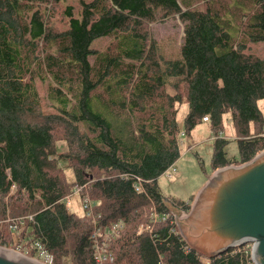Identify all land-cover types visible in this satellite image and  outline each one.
Wrapping results in <instances>:
<instances>
[{
	"label": "trees",
	"instance_id": "trees-1",
	"mask_svg": "<svg viewBox=\"0 0 264 264\" xmlns=\"http://www.w3.org/2000/svg\"><path fill=\"white\" fill-rule=\"evenodd\" d=\"M174 19L180 59L165 62L150 25ZM259 43L264 0H0V247L34 257L25 246L39 241L52 264H95L89 223L63 202L87 184L103 224H123L109 245L116 264H201L169 223L136 235L149 200L134 183L144 182L158 211L170 202L188 212L192 200H169L157 185L180 158L181 131L190 138L209 126L211 172L264 150V58L251 51ZM226 115L238 148L231 157L220 137ZM18 218L13 234L8 220ZM248 261L245 252L211 258Z\"/></svg>",
	"mask_w": 264,
	"mask_h": 264
},
{
	"label": "water",
	"instance_id": "water-1",
	"mask_svg": "<svg viewBox=\"0 0 264 264\" xmlns=\"http://www.w3.org/2000/svg\"><path fill=\"white\" fill-rule=\"evenodd\" d=\"M165 206L195 252L214 258L252 244L253 264H264V150L249 162L216 169L192 199L187 215L170 202ZM0 264L39 263L0 247Z\"/></svg>",
	"mask_w": 264,
	"mask_h": 264
},
{
	"label": "rangeland",
	"instance_id": "rangeland-1",
	"mask_svg": "<svg viewBox=\"0 0 264 264\" xmlns=\"http://www.w3.org/2000/svg\"><path fill=\"white\" fill-rule=\"evenodd\" d=\"M150 32L155 41L158 56L162 61L167 62L180 59V45L183 36V26L177 19L167 20L165 23H152L150 25ZM106 43L107 41H102L101 43H97L95 46L99 49V51H102ZM251 51L259 57L264 58V47L262 44L259 43L252 45ZM161 67L164 69L163 65H161ZM168 81L169 83H173L175 80L168 79ZM41 91L43 90L41 89ZM257 106L264 118V99L259 100L257 102ZM186 111V106H181L177 115V123L180 130L183 128V120ZM223 125L224 132L220 137L229 141L225 148L227 156H236L238 152L237 142L235 140L234 130L228 115L224 116ZM180 135L182 137L180 158L171 169V177L168 178L165 175H162L158 178L157 185L160 193L165 198L173 200L176 203H189L203 187L208 178L207 176H210L214 172H211V156L212 144L215 137L207 124L198 126L192 132L190 138L184 137L182 131ZM57 148L58 151L65 150L64 145L61 143H59ZM66 176L69 182H73V175L71 171L67 170ZM72 201L74 203V208L69 212L78 217H83L79 195H74L72 197ZM178 210L180 209L178 208ZM187 214L188 212L185 213V215ZM8 250H12L20 255L28 257L21 249L10 248ZM28 258L36 261L39 260L38 263H42L38 257Z\"/></svg>",
	"mask_w": 264,
	"mask_h": 264
},
{
	"label": "built area",
	"instance_id": "built-area-1",
	"mask_svg": "<svg viewBox=\"0 0 264 264\" xmlns=\"http://www.w3.org/2000/svg\"><path fill=\"white\" fill-rule=\"evenodd\" d=\"M203 122H208L207 118H204ZM172 168L173 167L169 168L166 172L163 173V175L170 178L171 177L170 172ZM134 190L137 193L143 194L149 200L148 217H147L148 221L146 224H142L137 228L136 235L140 236L142 234H148L150 237H152V231L155 226L159 224L169 223L170 225H172L170 232L173 235L179 237L181 241H184L176 225L175 216L170 211L161 212L157 210L155 203L152 201V199L145 191L144 182L141 179L139 178L136 179L134 183ZM74 195H79L80 206L83 212V218L89 223L91 227L89 240L92 248V259L94 263L116 264L115 257L110 251L109 245L112 240H114L116 237L120 235V232L123 230V224L121 222L111 225L103 224V218L101 217L102 215L97 214L95 211L94 208L95 204L90 198L87 184L82 186L76 185L72 193L64 198L63 202L65 209L67 211H70L71 209L74 208V203L72 201V197ZM179 211L183 215L187 213L186 211L181 209ZM27 219L29 221H32L31 216L27 217ZM24 220H25L24 218L8 220L9 231L13 234H18L19 227L23 225ZM186 246L185 249L188 248L191 249L187 244ZM25 247L26 249L34 250V257L32 258L38 257L41 260L42 264H52L53 261L52 256L47 252L45 247L39 241L29 242L26 244ZM251 251H252V244H247L244 246H235L233 249H230L227 252H230L231 255L240 252H245L249 256L248 264H253L251 260ZM199 255L200 256L198 260L201 264H211L210 257H205L201 254Z\"/></svg>",
	"mask_w": 264,
	"mask_h": 264
},
{
	"label": "bare ground",
	"instance_id": "bare-ground-1",
	"mask_svg": "<svg viewBox=\"0 0 264 264\" xmlns=\"http://www.w3.org/2000/svg\"><path fill=\"white\" fill-rule=\"evenodd\" d=\"M2 249V248H1ZM11 251V250H10ZM12 252H14V251H12ZM14 253H16V252H14ZM16 254H18V253H16ZM18 255H20V254H18ZM20 256H22V255H20ZM35 262V261H34ZM37 263H38V261H37ZM39 264H42V263H39Z\"/></svg>",
	"mask_w": 264,
	"mask_h": 264
},
{
	"label": "crops",
	"instance_id": "crops-1",
	"mask_svg": "<svg viewBox=\"0 0 264 264\" xmlns=\"http://www.w3.org/2000/svg\"><path fill=\"white\" fill-rule=\"evenodd\" d=\"M204 124H206V123H204Z\"/></svg>",
	"mask_w": 264,
	"mask_h": 264
}]
</instances>
